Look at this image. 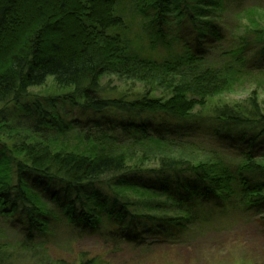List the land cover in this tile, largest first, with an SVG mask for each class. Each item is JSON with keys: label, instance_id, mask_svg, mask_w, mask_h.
I'll return each mask as SVG.
<instances>
[{"label": "trees", "instance_id": "1", "mask_svg": "<svg viewBox=\"0 0 264 264\" xmlns=\"http://www.w3.org/2000/svg\"><path fill=\"white\" fill-rule=\"evenodd\" d=\"M244 1L0 0V131L26 133L0 143V238L9 230L28 248L56 217L129 245L181 244L229 216L264 226V107L255 92L220 101L264 77V0ZM107 74L143 93L101 98ZM48 79L92 117L73 127L29 100ZM66 130L78 147L37 139Z\"/></svg>", "mask_w": 264, "mask_h": 264}, {"label": "rangeland", "instance_id": "2", "mask_svg": "<svg viewBox=\"0 0 264 264\" xmlns=\"http://www.w3.org/2000/svg\"><path fill=\"white\" fill-rule=\"evenodd\" d=\"M251 3L254 2L244 1V5ZM225 18L232 28L229 31L235 34L233 29L236 24L235 20H232V15L226 14ZM260 18L263 20L264 12L260 14ZM146 21L140 18L132 21L133 32L143 36ZM253 55L254 53L250 57ZM257 75H253L249 81H244L243 85L223 96L220 101L244 100L251 92H255L260 96L264 107V77L259 78ZM51 81L48 79L45 85L30 88L27 92L29 100H38L43 109L56 114L64 123L72 124L73 127L74 121H85L92 117L91 112L80 106L79 98L69 100L72 93L70 89H59ZM99 86V96L108 100L133 101L143 93L139 83L120 80L111 74L100 78ZM1 109L3 108L0 107ZM11 113L12 110L9 108L8 114ZM19 132V136L14 134L8 136L5 131H0L1 145L12 147L15 142H20L26 133L21 130ZM75 132L76 130H66L60 134L56 131H46L43 134L45 136H39L37 139L46 141L53 150L72 149L80 145L78 140L80 135ZM153 167L154 164H150L143 169L149 170ZM100 189L101 195L105 198L109 200L114 198L107 187ZM105 228L110 227L105 225ZM3 231L5 235L0 238V264H54L57 261L78 264L88 259H95L100 264H264V226L244 215L235 216L234 219L229 216L203 231L199 229L192 231L194 233L181 244L155 243L152 239L146 238L141 240L142 242L139 240L136 244L129 245L122 240L78 236L57 217L51 220L49 232L28 248L21 247L20 239L13 236L12 232L6 229Z\"/></svg>", "mask_w": 264, "mask_h": 264}]
</instances>
